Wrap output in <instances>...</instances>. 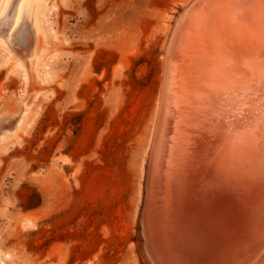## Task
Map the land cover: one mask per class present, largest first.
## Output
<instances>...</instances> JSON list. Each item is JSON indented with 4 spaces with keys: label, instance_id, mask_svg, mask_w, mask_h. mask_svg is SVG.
<instances>
[{
    "label": "rangeland",
    "instance_id": "obj_1",
    "mask_svg": "<svg viewBox=\"0 0 264 264\" xmlns=\"http://www.w3.org/2000/svg\"><path fill=\"white\" fill-rule=\"evenodd\" d=\"M193 1L50 0L38 44L48 79L29 62L21 78L0 49V130L21 103L33 125L0 148L5 264H152L142 222L165 38ZM237 2L250 20L264 13V0Z\"/></svg>",
    "mask_w": 264,
    "mask_h": 264
},
{
    "label": "bare ground",
    "instance_id": "obj_2",
    "mask_svg": "<svg viewBox=\"0 0 264 264\" xmlns=\"http://www.w3.org/2000/svg\"><path fill=\"white\" fill-rule=\"evenodd\" d=\"M49 1L22 0L0 28V49L13 53L21 78L26 62L52 75L38 47ZM9 3L0 0L1 16ZM167 37L142 222L147 254L152 264H231L259 245L247 264H263L264 13L250 20L237 0H194ZM23 106L0 130L3 153L33 127Z\"/></svg>",
    "mask_w": 264,
    "mask_h": 264
},
{
    "label": "water",
    "instance_id": "obj_3",
    "mask_svg": "<svg viewBox=\"0 0 264 264\" xmlns=\"http://www.w3.org/2000/svg\"><path fill=\"white\" fill-rule=\"evenodd\" d=\"M259 245L255 246V247H252L247 254H244L240 257L237 258V260L233 261L232 263L233 264H247L249 262V260L252 259V257L256 254V248L258 247ZM256 249V250H255ZM231 263V264H232Z\"/></svg>",
    "mask_w": 264,
    "mask_h": 264
}]
</instances>
